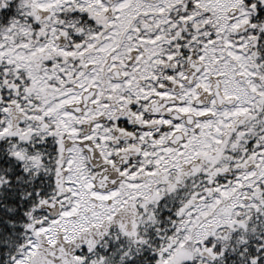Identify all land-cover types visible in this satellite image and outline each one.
I'll return each mask as SVG.
<instances>
[{
	"label": "snow or ice",
	"instance_id": "1",
	"mask_svg": "<svg viewBox=\"0 0 264 264\" xmlns=\"http://www.w3.org/2000/svg\"><path fill=\"white\" fill-rule=\"evenodd\" d=\"M0 264H264V0H0Z\"/></svg>",
	"mask_w": 264,
	"mask_h": 264
}]
</instances>
